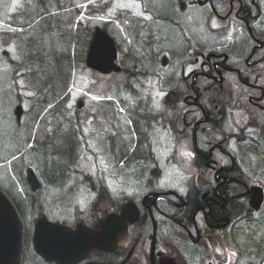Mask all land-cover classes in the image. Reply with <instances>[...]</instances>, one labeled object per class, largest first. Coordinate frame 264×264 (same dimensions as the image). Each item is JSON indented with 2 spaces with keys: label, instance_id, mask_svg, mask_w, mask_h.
<instances>
[{
  "label": "flooded vegetation",
  "instance_id": "1",
  "mask_svg": "<svg viewBox=\"0 0 264 264\" xmlns=\"http://www.w3.org/2000/svg\"><path fill=\"white\" fill-rule=\"evenodd\" d=\"M135 8L122 14L137 24L123 37L120 73L137 75L131 64L147 66L140 74L157 69L168 90L173 167L164 173L160 164L144 163L140 191L115 206L89 183L94 203L72 222L50 213L61 210L60 180L35 171L33 189L26 169L21 182L0 180L21 222L18 264H264V0H175L169 21L184 31L172 55L159 50L157 16L141 3ZM110 214H125L112 249L62 258L63 246L52 259L35 247L40 217L97 231Z\"/></svg>",
  "mask_w": 264,
  "mask_h": 264
},
{
  "label": "rangeland",
  "instance_id": "2",
  "mask_svg": "<svg viewBox=\"0 0 264 264\" xmlns=\"http://www.w3.org/2000/svg\"><path fill=\"white\" fill-rule=\"evenodd\" d=\"M174 1L0 0L1 181L15 178L21 182L27 166L44 178L43 162L49 163L47 156L52 155L32 149L33 140L27 138L34 134L42 139L56 122H60L55 126L58 137H62V129L72 128L78 144L72 149L73 160L62 163L65 171L56 179L64 185L58 191L62 194L61 210H51L53 216L69 222L80 213L84 217L82 211L94 203L93 186L111 196L106 206L138 193L147 172L144 163H158L164 173L169 172L173 161L172 138L167 131L170 111L165 104L168 90L162 79L156 78L157 69L150 67L140 74L139 69L147 66L131 64L137 75H104L87 67L81 57H85L96 26L106 29L121 50L123 37L129 39L137 24L134 16H122L138 11L135 7L140 3L157 16L152 27L164 42L159 50L174 54L178 41L175 45L173 41L184 31V25L175 27L169 21ZM92 8L94 13H90ZM27 21L30 29L23 27ZM186 26L201 31V27ZM57 52L69 56L60 63ZM40 89L59 94L60 113L35 125L34 108L42 105ZM18 104L22 107L19 121L14 114ZM47 196L40 202L48 204ZM25 221L29 225L30 217Z\"/></svg>",
  "mask_w": 264,
  "mask_h": 264
},
{
  "label": "water",
  "instance_id": "3",
  "mask_svg": "<svg viewBox=\"0 0 264 264\" xmlns=\"http://www.w3.org/2000/svg\"><path fill=\"white\" fill-rule=\"evenodd\" d=\"M85 64L100 73L119 71L117 47L113 38L99 26L94 28L85 56ZM82 101H78V107ZM17 120L22 115L21 105L14 108ZM26 179L35 189L39 180L31 166L26 167ZM125 228V214H110L102 222V228L94 231L83 223L72 229L64 224L50 222L45 217L37 220L34 232L36 249L47 258L57 259L60 250L67 246L65 257H77L91 248L112 249L117 233ZM21 245V225L10 200L0 190V264H18ZM70 252H72L70 254Z\"/></svg>",
  "mask_w": 264,
  "mask_h": 264
},
{
  "label": "trees",
  "instance_id": "4",
  "mask_svg": "<svg viewBox=\"0 0 264 264\" xmlns=\"http://www.w3.org/2000/svg\"><path fill=\"white\" fill-rule=\"evenodd\" d=\"M94 12L95 10L92 8L90 10V13H94ZM23 27L30 29L31 22L27 21L26 23L23 24ZM71 34L72 36L75 35L72 32ZM76 36L77 35H75V37ZM28 38L31 37L28 36ZM68 56L65 53L57 52V55L55 57L58 62L62 63L64 59L67 58ZM83 59L84 57L82 56L81 60L83 61ZM66 87L67 85L63 86V91L66 89ZM40 91L42 93V96L39 99L42 102V105L34 108V113H33L34 119H32V122L35 125L37 124V121H39L40 119H42L43 121L48 120L46 116H49L50 119L51 117H54L55 115L57 116V114L60 113L59 107L61 103L59 102V94H55L52 92L48 94L49 91L47 93L45 91H42V89H40ZM52 98H56L57 100H53ZM45 112H47L48 114L46 115ZM59 124L60 122H56V124L53 126V130L52 129L50 130L52 132L51 133H49L50 131L45 132L42 139H40L36 135L34 136V134H32L33 136L31 137L29 136V139L27 138V140L30 139L31 141L33 140V144L31 147L32 149H34L35 151H39L41 155H46V154L52 155V156L50 155L47 156L49 163H46L45 160L43 162V166H44L43 176L44 178L48 177L52 180H56L62 177V172L64 173L65 171L64 168L63 170L61 169L62 163L71 162L73 160L72 149L76 148L78 144L75 141V133H74V129L72 128L62 129L63 135L62 137L60 135L58 137L57 135L58 131H56L55 126L57 125L59 126ZM26 130L28 129H25L24 132L29 134L30 131L28 130V132H26ZM57 151L60 152L61 154L58 155Z\"/></svg>",
  "mask_w": 264,
  "mask_h": 264
},
{
  "label": "bare ground",
  "instance_id": "5",
  "mask_svg": "<svg viewBox=\"0 0 264 264\" xmlns=\"http://www.w3.org/2000/svg\"><path fill=\"white\" fill-rule=\"evenodd\" d=\"M158 171V170H157Z\"/></svg>",
  "mask_w": 264,
  "mask_h": 264
}]
</instances>
